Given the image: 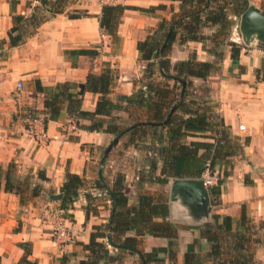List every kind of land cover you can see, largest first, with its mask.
<instances>
[{"label": "crops", "instance_id": "crops-1", "mask_svg": "<svg viewBox=\"0 0 264 264\" xmlns=\"http://www.w3.org/2000/svg\"><path fill=\"white\" fill-rule=\"evenodd\" d=\"M248 1L249 5L264 13V0ZM37 5L36 0H0L1 263L18 264L25 249H30L27 258L36 264H58L63 255L68 256L67 264L77 263L84 257L81 244L89 241L93 226L108 221L111 202L107 191L116 175H110L109 170L122 166L120 171L124 174V192L129 205L136 204L139 193L158 195L154 192L155 187L151 186L153 184L163 185L168 192L169 215L166 219L177 228L176 244L170 247L175 253H159L162 260L154 264H183L187 244L195 239H200L203 250H207L209 243L195 227L211 222L214 213L229 215L235 227L242 210L253 224L254 259L264 264V80L256 78V69L264 64L263 41L254 40L249 44L243 41L237 60L231 58L229 45L218 48L223 54L218 69L207 77L214 109L231 134L241 141L247 139V142L243 146V154L233 157V168L222 184L219 204L212 205L207 199L206 208L202 210L199 203L190 199L183 190H178L175 199H171V186L176 178L168 179L165 184L141 179L139 170L146 167V157L152 153L138 150L129 142V134L118 138L104 157V150L117 137L102 130L86 129L83 126L91 123L87 118L77 119L76 128L71 129L72 119L63 108L57 119L44 122V93L35 90L36 80L42 86H54L65 81L76 83L81 95V109L92 112L98 94L85 91L86 76L89 73L100 74L110 68L113 79L108 96L122 106L112 113L116 123L124 127L137 120H145V106L117 99L120 95H130L141 89L145 81V63L139 60L137 42L152 33L161 19L171 20L181 13V2L124 0L121 5L130 7L121 16L117 26L118 41H114L99 26L98 17L103 5L100 0H69L66 10L83 9L91 15L71 19L65 11L49 16L21 44L9 47L12 15L28 16ZM215 30L216 26L207 21L200 33L210 38L184 42L177 39L168 55L170 62L173 64L192 56L200 61L217 60L218 46L212 40ZM179 32L178 37L182 31ZM206 42H210V46ZM75 49H95L98 53L92 57L67 53ZM159 78L157 66L153 79L158 81ZM17 82L23 85L20 91L16 90ZM239 125H243V129H239ZM40 130L45 131L46 140L35 136ZM207 134L196 133L186 140H209L202 137ZM9 162L15 163L19 178L31 176L35 183L39 182L37 172L44 171L47 180L40 181L39 195L24 194L25 201L21 203L19 195L3 190L4 172ZM215 168L219 169L218 166ZM66 172L81 175L86 186L78 191L73 205L63 210L60 208L61 198L53 196L62 194L60 188ZM97 182L102 187H96ZM87 193L94 196L90 208L95 210L88 217L85 215ZM52 212L60 214L71 226V242L59 243L51 236L48 216ZM127 235L133 236L134 233ZM137 238L138 250L142 252L168 246L166 237L145 234ZM112 264H139V254L127 250L121 262Z\"/></svg>", "mask_w": 264, "mask_h": 264}, {"label": "trees", "instance_id": "trees-1", "mask_svg": "<svg viewBox=\"0 0 264 264\" xmlns=\"http://www.w3.org/2000/svg\"><path fill=\"white\" fill-rule=\"evenodd\" d=\"M38 5L28 15H12V26L8 32V46L21 44L24 39L32 34L36 28L49 16L66 11L71 19L90 16L86 10H66L69 0H36ZM181 13L171 20L161 19L154 31L143 40L137 42L139 60L143 61L142 85L146 86V94L140 88L130 95L118 96L119 101L134 102L137 106H145L147 113L145 120H137L124 127L116 123L114 111L122 109L119 102H113L108 94L113 79L110 68L104 69L100 74L89 73L84 82L85 91L98 94L95 109L92 112L81 109V95L77 91V84L62 82L54 86H42L35 81V90L44 93L43 120L57 119L63 108L71 117V122L78 124L79 118H87L89 125L83 126L89 130H102L112 133L120 138L130 135L129 142L141 151L152 153L146 157V167L141 168V179L145 182L167 183L170 178H198L206 169L215 170L218 166L220 179L213 186L209 197L212 205L219 204L218 197L224 179L231 174L233 157L243 154V146L247 139L241 141L238 136L232 135L229 127L224 123L219 114L214 111L210 96L200 102L194 92L189 91L193 81H206L212 71L218 69L222 51H216L217 60L200 61L194 56L171 63L168 57L172 44L179 39L184 41H201L205 37L200 33L201 27L209 21L211 26H216L213 33L215 44L230 46V56L237 60L241 46L229 40V35H224V29L231 26L230 17L241 15L249 6L248 0H179ZM48 13L47 17L37 16L38 8ZM126 5H105L99 14V26L103 33L118 41L117 26ZM204 15V18L201 15ZM25 26L31 30L25 33ZM181 32V36L178 34ZM264 43V42H262ZM216 46V47H217ZM69 55H97L95 49H75L67 52ZM165 82L153 79L155 67ZM256 78L264 80V64L256 69ZM172 80V84H169ZM178 86V87H177ZM178 88L177 92L173 89ZM209 103V105H208ZM104 117H109L104 118ZM82 127V126H81ZM196 133L209 140H192L187 142V137ZM158 162L161 163L160 167ZM1 172V168H0ZM1 174V173H0ZM39 182H32L31 176L19 178L16 175V165L9 162L4 172L5 192H13L20 196L21 203L25 201L24 194L37 196L41 192L40 181H46L44 171L37 172ZM96 187H102L97 182ZM85 179L78 174L66 172L65 181L60 191V208L67 210L73 205L78 191L85 188ZM111 207L108 221L104 224L93 226L89 241L82 245L85 254L75 264H112L123 260L127 250L137 251L139 264H154L162 260L159 253L168 251L174 254L177 239V228L166 218L169 215L168 200L162 195L139 193L134 205L128 204V197L124 192V174L117 172L112 184L108 188ZM87 205L85 215L88 217L94 196L86 194ZM155 218L161 220L156 221ZM203 238L209 243V248L203 250L200 239H195L187 244L183 257V264H259L254 259L253 224L242 210L237 226L229 215L212 214V221L202 226L195 227ZM133 232L134 235H127ZM110 235L113 244L111 250L107 245V235ZM145 234L162 236L168 239L167 247H155L149 252L138 250V236ZM30 249H25V254L18 264H36L27 258ZM68 256L63 255L58 264H67ZM0 264L1 260H0Z\"/></svg>", "mask_w": 264, "mask_h": 264}, {"label": "water", "instance_id": "water-1", "mask_svg": "<svg viewBox=\"0 0 264 264\" xmlns=\"http://www.w3.org/2000/svg\"><path fill=\"white\" fill-rule=\"evenodd\" d=\"M239 29L244 41L249 44L254 40H260L264 42V13L254 5H249L247 9L240 15ZM82 88V85L80 86ZM118 138H114L113 141L104 150V157L108 155V152L113 145L117 143ZM178 190H183L190 199L196 200L200 208L205 210L206 202L208 199V189L204 186L202 178H176L172 182L171 186V199H175V193ZM62 194H56L54 198H61ZM107 242L110 246H113L110 235L106 236Z\"/></svg>", "mask_w": 264, "mask_h": 264}, {"label": "built area", "instance_id": "built-area-1", "mask_svg": "<svg viewBox=\"0 0 264 264\" xmlns=\"http://www.w3.org/2000/svg\"><path fill=\"white\" fill-rule=\"evenodd\" d=\"M123 1L124 0H100V2L105 5H118L121 4ZM22 88H23L22 83L17 82L16 90L20 91ZM141 90L146 94V86L142 85ZM243 127H244L243 125H239V129H243ZM69 128L75 129L76 125L73 122H71ZM35 136L41 140L47 139V135L43 130L36 132ZM200 178H202L204 186L206 188L211 189L213 186L217 185L220 179L219 171L217 169L213 171L206 169ZM48 217L50 220L51 236L54 238V240L59 243L71 242L73 238L72 228L69 224L65 223V221L60 216V214L56 212H52L49 214Z\"/></svg>", "mask_w": 264, "mask_h": 264}, {"label": "rangeland", "instance_id": "rangeland-1", "mask_svg": "<svg viewBox=\"0 0 264 264\" xmlns=\"http://www.w3.org/2000/svg\"><path fill=\"white\" fill-rule=\"evenodd\" d=\"M38 13H37V16L41 17H47L49 14L46 13L45 11H43L41 9V7L38 8ZM230 21H231V26H227L226 29H224V35H229V39L232 41L233 39L231 38H234L235 40H233L234 42L238 43L239 45L240 44H243V41H244V38L241 37V32H240V29H239V23H240V16L237 15V16H231L230 17ZM25 33H27V31L29 32V30H31V26H25ZM210 31V29H209ZM232 33H236V36H232ZM205 44H209L210 46V42H206ZM258 44L261 46L262 44L260 43V41H258ZM217 48H225L224 45H221ZM159 81L161 82H165V79H163L162 77L159 78ZM169 84L171 85L172 84V80H169L168 81ZM178 87V86H177ZM174 92H177L178 91V88H174L173 89ZM209 81L208 79H206V81H193L192 82V85L189 87V91L190 92H194L193 93V96H197L199 101L200 102H203L205 100V97L209 96ZM213 104V103H210V105ZM209 105V103H208ZM215 110V109H214ZM216 114H218V112L215 110L214 111ZM118 149H117V153H118ZM122 155V154H121ZM123 169L122 166H118V168H115L113 171H110V175L114 176V174H116L117 172H121L120 170ZM220 171V170H219ZM221 172V171H220ZM201 177V176H200ZM152 187H155L154 189V192L155 194H160L162 195L163 197L167 198L168 199V192H167V189H165V187L162 185V186H158L157 184H153L151 185ZM208 189V202H209V199L212 198V197H209V194H210V191L211 189L207 188ZM152 190V189H151ZM221 193H222V188H221ZM221 193H220V196H221ZM220 196L218 197V201L220 202ZM94 201V200H93ZM105 241H106V238H105ZM108 245V243H107ZM108 247L112 249V246L108 245ZM124 257V255H122Z\"/></svg>", "mask_w": 264, "mask_h": 264}]
</instances>
